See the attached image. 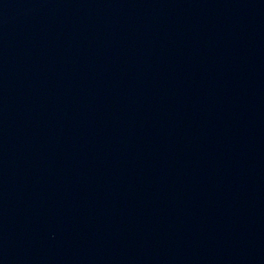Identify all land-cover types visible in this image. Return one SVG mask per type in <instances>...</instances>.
<instances>
[{"label": "water", "instance_id": "1", "mask_svg": "<svg viewBox=\"0 0 264 264\" xmlns=\"http://www.w3.org/2000/svg\"><path fill=\"white\" fill-rule=\"evenodd\" d=\"M0 264H264V0H0Z\"/></svg>", "mask_w": 264, "mask_h": 264}]
</instances>
